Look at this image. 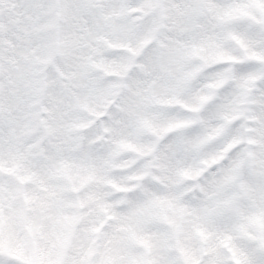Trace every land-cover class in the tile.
Masks as SVG:
<instances>
[{"label": "snow or ice", "instance_id": "1", "mask_svg": "<svg viewBox=\"0 0 264 264\" xmlns=\"http://www.w3.org/2000/svg\"><path fill=\"white\" fill-rule=\"evenodd\" d=\"M0 264H264V0H0Z\"/></svg>", "mask_w": 264, "mask_h": 264}]
</instances>
